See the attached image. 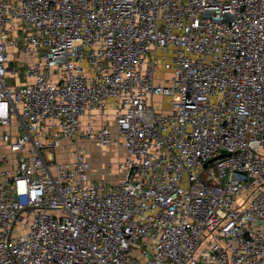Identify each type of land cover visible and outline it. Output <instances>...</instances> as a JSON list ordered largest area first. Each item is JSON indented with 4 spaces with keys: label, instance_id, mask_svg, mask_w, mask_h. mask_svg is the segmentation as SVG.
<instances>
[{
    "label": "built area",
    "instance_id": "2783aa9c",
    "mask_svg": "<svg viewBox=\"0 0 264 264\" xmlns=\"http://www.w3.org/2000/svg\"><path fill=\"white\" fill-rule=\"evenodd\" d=\"M0 264H264V0H0Z\"/></svg>",
    "mask_w": 264,
    "mask_h": 264
},
{
    "label": "rangeland",
    "instance_id": "374dc122",
    "mask_svg": "<svg viewBox=\"0 0 264 264\" xmlns=\"http://www.w3.org/2000/svg\"><path fill=\"white\" fill-rule=\"evenodd\" d=\"M18 65L19 66H23L21 63H19L18 62ZM21 81H23V78L21 79ZM158 100H160V99H158ZM87 149H88V151H89V153L91 154V156H92V159H94V160H99V159H110V158H113L114 156H116L115 154H114V151H113V149L112 150H110V149H108L107 151H104L102 154L100 153V151L99 150H97L95 147H93L92 145H88L87 146ZM61 154H65V151H63L62 153H60V154H58V157L59 158H62L61 157ZM118 155H120V153L118 154ZM118 155H117V157H118ZM13 158V160H14V156L11 154L10 156H9V159L8 160H11ZM116 158V157H115Z\"/></svg>",
    "mask_w": 264,
    "mask_h": 264
},
{
    "label": "water",
    "instance_id": "95a60500",
    "mask_svg": "<svg viewBox=\"0 0 264 264\" xmlns=\"http://www.w3.org/2000/svg\"><path fill=\"white\" fill-rule=\"evenodd\" d=\"M214 159V158H213Z\"/></svg>",
    "mask_w": 264,
    "mask_h": 264
}]
</instances>
